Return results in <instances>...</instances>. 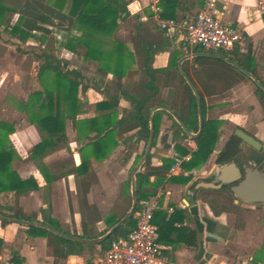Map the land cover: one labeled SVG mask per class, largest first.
I'll list each match as a JSON object with an SVG mask.
<instances>
[{"label": "crops", "instance_id": "obj_1", "mask_svg": "<svg viewBox=\"0 0 264 264\" xmlns=\"http://www.w3.org/2000/svg\"><path fill=\"white\" fill-rule=\"evenodd\" d=\"M165 1L159 0L162 11L161 4L163 6ZM204 1L167 0L168 11L183 25L182 20L193 17L202 8ZM255 3L256 0H216L217 17L225 23L243 27L249 37V51L238 54L237 58L246 54L252 57L251 66L255 72L252 75L236 59L226 56V52L206 51L199 46L188 50L183 43L181 30L167 33L158 29L151 10L152 0H127L129 12L125 19L133 21L135 28L133 45L124 43L134 53L135 60L131 64V73L122 82L131 84L145 77L139 67L137 42L146 44L160 40L163 50L154 54L151 67L165 68L170 58L176 56L175 71L187 84L191 83L196 93L198 90L202 95L206 118L219 121L218 140L208 160L199 168L187 172L182 168V163L186 160L183 158L186 156H178L173 148L176 139L172 133V119L169 115L176 119L175 114L167 107L161 109L165 113L160 118L155 145L149 151L153 155L151 165L159 166L162 157L175 159L178 156L183 159L172 170H168L155 190L161 192L159 207L153 216V222L158 225L157 243L162 253L167 254L174 264H264V204L235 202L232 199L233 208L225 207L221 200L211 206L210 200L203 196L213 188H195L200 181L208 180L215 165H218L214 161L216 153L236 128L252 134L261 141V148L264 149V112L252 88L253 78L264 83V20L255 11ZM162 13L160 11L161 17ZM233 63L241 66L250 75ZM175 71L170 69L171 74L176 77ZM99 75L96 73V80L94 77L90 79L93 86L97 83L95 88H99L101 92H94L98 96L93 103L94 113L86 116L80 112L79 118H89L97 114L95 103L107 99L104 90H108L111 97L119 94L112 86L99 87ZM103 76H109L107 84L114 79L111 74ZM175 80L172 82H176ZM188 86L190 87L189 84ZM168 90L167 86L162 88L163 99L167 98ZM197 96L199 97L198 93ZM20 98L19 96L15 99ZM122 107L128 109L130 105L121 97L117 107L118 117ZM82 109L81 105V111ZM0 111L6 112L0 118L14 121V131L8 135L9 143L15 150L11 161L12 169L23 179L33 177L39 186L38 189L17 197L12 191L0 192V208L6 209L16 202L18 206L35 215L34 223L41 221L43 216L50 217L58 224L56 230L69 237L64 238L85 243L80 252L55 255V246L49 244L47 237L28 235L26 225L3 216L5 218H0V264H8L13 253L18 254L22 264H101L100 259L105 251L102 252L99 241L113 232L111 229L125 215L114 223V218L119 217L125 207L124 185L131 179L133 169L142 157L145 147L141 142H135L134 131L126 132L106 159L96 161L90 158L87 172L78 175L72 173L71 169L81 163L79 149L86 140H76L77 133L70 120L65 122V143L50 150L41 159H32V147L40 140L38 131L34 125L29 124L25 113L24 117H17L11 113L12 109L4 110V101L1 98ZM67 122H70L71 130H67ZM26 130H29V136L26 135V140H23ZM18 131L20 132L17 133ZM14 134H18L15 137L17 142L12 139ZM187 137L183 141L184 145L195 149L194 142L189 140L188 135ZM244 145L243 142L239 155L246 151ZM138 155L141 157L136 161ZM143 167L144 163L139 171ZM188 173L191 178L187 183L169 179ZM149 180L153 182L155 177L151 176ZM168 207L173 210L168 212ZM1 220L6 223L2 224ZM83 231L91 237L82 236ZM100 232V236L92 237Z\"/></svg>", "mask_w": 264, "mask_h": 264}, {"label": "trees", "instance_id": "obj_2", "mask_svg": "<svg viewBox=\"0 0 264 264\" xmlns=\"http://www.w3.org/2000/svg\"><path fill=\"white\" fill-rule=\"evenodd\" d=\"M167 3L166 0L163 6L161 4L162 17L175 19L172 14H169ZM7 4L6 0H0V25L5 20L6 12L18 13L16 21H6L3 28L10 37L26 41L33 31L48 33L45 25L52 23L53 19L68 20L71 27L81 32L80 35L63 43L68 52L75 54L78 58L90 60L96 71L103 75L111 74L114 79L122 81L131 73L129 71L135 60L134 53L119 38L114 37L110 48L106 47L104 40L105 37L115 36L119 21L128 16L127 0H24L22 3L21 0H18L15 3L17 11L11 9ZM192 18H186L182 22H188ZM54 43V39H48L44 35L39 38V45L42 46V49L41 52L34 54L35 58L40 60L36 73L39 86L30 89L26 98L16 100L18 110L26 114L29 124L34 125L40 134V140L31 150L32 159H41L47 152L65 143L66 120L71 121L72 128L76 131V140H86V143L79 149L81 163L71 169L72 173L78 175L87 172L90 158H94L96 161L106 159L126 132L134 131L135 142H141L145 147L151 127L153 134L151 147H153L159 132L160 118L165 111L159 109L151 113L150 108L160 105L169 108L175 114L176 119L168 114L172 119L170 126L176 139L173 148L178 156L188 155V159L182 163V168L191 172L192 169L199 168L208 160L218 140L219 121L206 118L204 99L197 90L200 98L202 130L196 138H189L194 142L195 149L184 145L183 141L188 137L177 120L189 132H197L196 96L183 77L175 71L176 56L170 58L165 68L151 67L154 54L163 50L160 40L146 44L141 41L137 42L139 67L145 75L144 79L131 84L112 82L113 88L117 89L119 94L111 97L108 95V90H104L107 99L95 103L97 114L83 119L78 117L82 103L77 96L78 87H85L82 81L83 75L78 69L69 68L66 62L54 56L48 47ZM225 55L236 59L252 75H255L251 66L252 57L249 54L239 58L236 53H226ZM169 68L176 72V77L171 74ZM241 75L243 74L241 73ZM173 79H176V82H172ZM261 83L264 86V83ZM252 84L253 93L264 112V91L257 84L253 82ZM166 86L169 87L168 95L166 99H163L161 92L162 88ZM121 97L127 100L130 107L128 109L122 107L121 115L118 117L117 107ZM14 128V121L0 118V192L12 191L17 197L36 190L39 186L33 177L23 179L11 167L15 150L9 143L8 135L14 131ZM242 143L239 137L231 133L216 153L215 163L221 164L236 159L242 150ZM152 156V153L148 154L144 167L135 174L136 197L132 214L118 229L99 241L102 252L106 251L117 237L126 239L128 233L135 226L141 208L140 201L155 193L156 187L174 162L173 157H162V163L159 166H154L151 165ZM140 157V155L136 156V161ZM43 171L41 169V172ZM43 173L45 174V172ZM151 176L155 177L153 182L149 180ZM190 178V173L184 176L169 177L170 180L180 183H187ZM226 186L223 185L222 188H227ZM123 195L126 198L125 207L121 215L114 218V223L126 213L131 205L130 178L124 185ZM210 205L214 206L215 204L210 200ZM222 208L224 209V207ZM0 215L36 221L34 214L18 206L16 202L6 209L1 207ZM39 222L50 228L58 229L57 222L50 217L43 216ZM1 223L5 224L6 221L1 220ZM25 228L28 235L47 237L49 244L55 246V255L77 253L85 246L83 242L66 239L34 224ZM101 234L100 232L92 237L96 238ZM82 236L91 237L84 231ZM1 243L0 240V246ZM8 264H22V259L17 253H13Z\"/></svg>", "mask_w": 264, "mask_h": 264}, {"label": "rangeland", "instance_id": "obj_3", "mask_svg": "<svg viewBox=\"0 0 264 264\" xmlns=\"http://www.w3.org/2000/svg\"><path fill=\"white\" fill-rule=\"evenodd\" d=\"M7 5L17 11V5L15 3L18 0H6ZM24 0H21V3ZM18 17L17 12H6L5 20L0 25V98L4 101V110L12 109L15 116L24 117V113L18 111L17 108V99L16 97L26 98L27 93L30 89H33V86H39V82L37 80V70L40 63V60H37L34 56L35 53L41 52L42 46L39 45V38L44 35L48 39H54V45H49L50 50L54 56L58 59L66 62L68 67H74L80 71L83 75V85L86 87L79 86L77 96L79 97L80 103H82V111L81 115L89 116L93 112V103L95 99H98V96H95L94 92L101 93L98 89L93 86L94 83L90 82L91 77H94L96 80V73L99 75V87L112 86V82L119 84L121 83V79L113 80L110 84L108 83V77L101 75L100 72L96 71L95 66L88 59L78 58L75 54L68 52L63 43L72 38L80 35L81 32L75 30L68 24V20H57L53 19L52 23L46 24V28L48 29V33H42L40 31H33L32 35L26 41H19L16 38L10 37L4 30V26L6 21H16ZM135 25L133 21L128 19L120 20L118 28L116 30L115 36L113 37H105L106 47L110 48L114 42V37L119 38L123 42H126L127 45H133V31ZM96 72V73H95ZM125 80V79H122ZM126 81V80H125ZM262 84V83H261ZM263 85V84H262ZM253 88V86H252ZM6 114L5 111H0V115ZM67 130H71L70 122L66 124ZM35 127V126H34ZM36 128V127H35ZM37 130V128H36ZM28 131V132H27ZM38 131V130H37ZM18 131L17 133H19ZM28 133V134H27ZM31 133V132H30ZM22 134V133H21ZM39 134V131H38ZM18 135V134H17ZM17 135L14 134L12 139L14 142H17ZM23 140H26V135L29 136V130L23 134ZM40 135V134H39ZM16 137V138H15ZM19 140V137H18ZM27 143V142H26ZM29 144V142H28ZM246 151L244 154L239 155L236 160H243L247 157H251L250 155H262L264 154V149L261 151L256 150L247 144L244 145ZM239 162V161H238ZM208 180L213 179V173L207 178ZM207 200H211L216 203L219 200L225 204V207H231V201L233 196L226 190L219 191L211 189L203 196ZM223 204V205H224ZM237 210V209H235ZM101 260V259H100Z\"/></svg>", "mask_w": 264, "mask_h": 264}, {"label": "built area", "instance_id": "obj_4", "mask_svg": "<svg viewBox=\"0 0 264 264\" xmlns=\"http://www.w3.org/2000/svg\"><path fill=\"white\" fill-rule=\"evenodd\" d=\"M151 10L158 29L167 33L181 30L182 40L188 50L199 46L206 51H223L229 54H245L249 51V37L243 27L223 22L217 17L216 0H205L202 8L191 20L181 25L173 18L160 16L159 0H152ZM255 11L264 20V0H256ZM183 159H188V156ZM175 156L173 169L181 160ZM161 192L157 191L141 202L134 228L126 239L117 238L103 253L101 264H174L162 253L157 243L158 225L153 222L159 207ZM173 208L168 207L171 212Z\"/></svg>", "mask_w": 264, "mask_h": 264}, {"label": "water", "instance_id": "obj_5", "mask_svg": "<svg viewBox=\"0 0 264 264\" xmlns=\"http://www.w3.org/2000/svg\"><path fill=\"white\" fill-rule=\"evenodd\" d=\"M236 67H238L241 71H243L245 74L250 75L245 69H243L241 66H239L236 63H233ZM253 81L255 84L260 86L262 90L264 91V86L259 82L256 78H253ZM188 82V81H187ZM191 89L193 90L194 95L196 96V102H197V111H198V130L195 133L189 132L184 125L179 121L182 130L190 137V138H196L201 130H202V117H201V107H200V99L197 96L196 91L193 89L190 82H188ZM158 109H165V107L160 105H155L150 108V112H154ZM151 122V118H150ZM234 135L239 137L242 142L249 145L250 147L259 150L262 147L261 141H259L257 138H255L252 134L246 132L245 130L241 128H236L234 130ZM152 129L150 127V135L148 137V140L146 142L144 152L138 163L135 165L132 177L130 179L131 184V197H132V203L131 207L128 212L125 213V215L117 222L116 225L111 229V231H114L120 227L121 224L124 223V221L129 217L130 214H132L134 207H135V197H136V191H135V174L139 171L140 166L142 163L145 162L149 151L151 149V143H152ZM213 173V179L212 180H206V181H200L195 188L197 187H203V188H213V189H220L223 185H229V191L233 195V199L235 202H244V203H261L264 204V171L259 166H255L253 164H244L240 165L239 162L236 159L230 160L228 162H224L218 165H215L214 169L212 170ZM0 218H5L3 216H0ZM9 220L13 222L20 223L22 225H37L43 228H46L50 230L51 232H54L60 236L69 238L64 233L50 228L40 222L34 223L33 221L18 219V218H8Z\"/></svg>", "mask_w": 264, "mask_h": 264}, {"label": "flooded vegetation", "instance_id": "obj_6", "mask_svg": "<svg viewBox=\"0 0 264 264\" xmlns=\"http://www.w3.org/2000/svg\"><path fill=\"white\" fill-rule=\"evenodd\" d=\"M259 151H261V149H259ZM251 157H247V158H245V159H243V160H237V161H239V164L240 165H244V164H253V165H255V166H259V167H261L262 168V170L264 171V154H262V155H260V156H258V155H256V154H254V155H250ZM227 188H225L229 193H231L230 191H229V185L228 186H226ZM222 188V187H221ZM220 188V189H221ZM222 189H224V187L222 188ZM231 195H232V193H231ZM233 196V195H232Z\"/></svg>", "mask_w": 264, "mask_h": 264}]
</instances>
